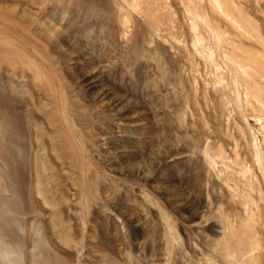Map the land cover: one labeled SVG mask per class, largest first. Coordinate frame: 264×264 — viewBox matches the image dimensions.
<instances>
[{"label":"rangeland","instance_id":"374dc122","mask_svg":"<svg viewBox=\"0 0 264 264\" xmlns=\"http://www.w3.org/2000/svg\"><path fill=\"white\" fill-rule=\"evenodd\" d=\"M121 3L125 25L79 0H0L67 37L17 25L39 78L0 65L23 121L12 136L0 117V264H264V0L106 11ZM159 4L164 38L140 14ZM87 70L122 104L82 89Z\"/></svg>","mask_w":264,"mask_h":264},{"label":"bare ground","instance_id":"6f19581e","mask_svg":"<svg viewBox=\"0 0 264 264\" xmlns=\"http://www.w3.org/2000/svg\"><path fill=\"white\" fill-rule=\"evenodd\" d=\"M126 1L128 4L132 5L134 0H126ZM79 2L84 4V6L88 10H93L95 7L101 6V8L104 9V11L108 14V16L110 17L114 16L116 20H119L118 22L120 23H123V21L127 19L126 16L128 12L133 14V10L131 9L130 11L129 6H126V4H122V3L118 6L119 7L118 14L113 13L112 10L106 11L107 2H109V0H79ZM6 6L7 5H3V4L0 5V17H3L9 23V24L8 23L5 24L6 28H4L3 26H0V65L2 63L7 62L15 68L19 65V62H20L22 67H28V68L31 67L36 73L35 77L39 78L38 70L40 66L36 62V60L34 58H30V56L24 50H22V48H19L13 45L12 38H13V34L18 31L17 25H20L19 28H22L23 31L30 32L32 35H34L38 39L48 42L49 43L48 47H50V44L59 46L65 43L67 37L62 36V34L64 33L60 34V31H58L56 20L54 21L51 18L45 21H41L39 22L38 26L32 28L29 21L33 23L34 20L37 21L36 18H33L32 16H30V14H27L25 11L22 13L18 12L16 7H6ZM136 8L137 7H135V10ZM57 14H53V16ZM140 14L144 18V20L147 21L146 30H145L146 34H148L149 36L155 35L158 38L160 37L164 38L163 37L164 35H162V30H163L162 27L165 24V17H166L164 5L159 4L154 7H146L141 10ZM70 22L71 21L67 23V26L69 25ZM123 24L125 25V23ZM3 29H5L6 32H4ZM7 31L9 32V34L7 33ZM16 35H19V33ZM142 37L140 36V34L134 35L132 37V42L130 45L132 50H136L140 47ZM47 59H48L47 61H50V63H53V60H49L50 57ZM99 74H100L99 71L98 72H92L88 70L85 71L79 77V81H78L79 86L82 89H85L87 91L89 89H94V92L96 93V95H98V97H101L102 99L111 96L107 100L111 102L115 107L117 105L122 104V98L114 95L110 88H102L100 91L99 89L96 90L99 86H101L102 84L101 80H103V78L99 77ZM42 86L47 87L48 89L52 87L50 81H46V85H42ZM1 88L2 87L0 86V117L3 119V120L1 119V121H4V124L7 125L8 127L7 129L9 128L11 129L12 136L13 135L17 136L23 130V123H22L23 121L19 115L15 114L16 112H13V108L11 107V104L9 103V101L6 99L7 97H5L3 93V88L2 89ZM118 110H119V107H118ZM131 110L132 109L129 108L127 111H131ZM67 132H68L67 135L69 139L67 142L72 147L74 146V143L72 142V139H71L72 136H70L71 132L69 129H67ZM2 135L3 134H1L0 136ZM0 142H2V140ZM6 154L9 155L10 158H12L13 148L11 147L7 149ZM13 169H15L14 166H13ZM11 172L12 171L10 169V173ZM231 252H228L227 250V253L229 255L232 254Z\"/></svg>","mask_w":264,"mask_h":264}]
</instances>
